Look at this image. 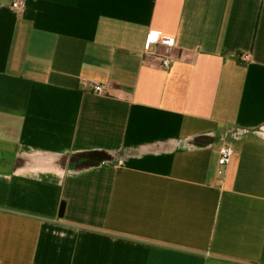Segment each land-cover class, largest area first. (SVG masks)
Returning <instances> with one entry per match:
<instances>
[{
    "label": "crops",
    "instance_id": "1",
    "mask_svg": "<svg viewBox=\"0 0 264 264\" xmlns=\"http://www.w3.org/2000/svg\"><path fill=\"white\" fill-rule=\"evenodd\" d=\"M13 2L0 264H264V0Z\"/></svg>",
    "mask_w": 264,
    "mask_h": 264
},
{
    "label": "built area",
    "instance_id": "2",
    "mask_svg": "<svg viewBox=\"0 0 264 264\" xmlns=\"http://www.w3.org/2000/svg\"><path fill=\"white\" fill-rule=\"evenodd\" d=\"M12 8L16 11L21 12L22 8H21L20 0H14L12 4ZM165 54L166 57L162 59V69L165 72H170L174 68V62L170 59V55H171L170 49H166ZM95 91L97 93H103V88L100 86H96ZM232 157H233L232 148L229 145L223 146L219 151L218 165L221 168H226L229 165Z\"/></svg>",
    "mask_w": 264,
    "mask_h": 264
},
{
    "label": "water",
    "instance_id": "3",
    "mask_svg": "<svg viewBox=\"0 0 264 264\" xmlns=\"http://www.w3.org/2000/svg\"><path fill=\"white\" fill-rule=\"evenodd\" d=\"M64 211H65L64 207L61 208V211H60V215H61V217L64 215Z\"/></svg>",
    "mask_w": 264,
    "mask_h": 264
}]
</instances>
